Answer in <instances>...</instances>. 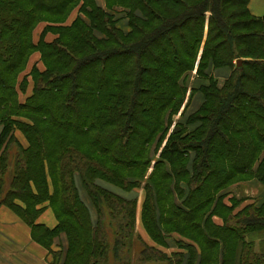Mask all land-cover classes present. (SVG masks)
Segmentation results:
<instances>
[{
	"label": "trees",
	"instance_id": "16d2710c",
	"mask_svg": "<svg viewBox=\"0 0 264 264\" xmlns=\"http://www.w3.org/2000/svg\"><path fill=\"white\" fill-rule=\"evenodd\" d=\"M32 52L43 67L19 79ZM251 180L264 189V13L248 0H0V205L50 264L119 258L136 199L115 188L140 186L145 231L176 250L143 243L137 264H264L247 239L264 229V190L243 206L231 191ZM46 206L51 228L37 221Z\"/></svg>",
	"mask_w": 264,
	"mask_h": 264
},
{
	"label": "crops",
	"instance_id": "0c3cea01",
	"mask_svg": "<svg viewBox=\"0 0 264 264\" xmlns=\"http://www.w3.org/2000/svg\"><path fill=\"white\" fill-rule=\"evenodd\" d=\"M98 4H103V0H98ZM248 9L252 15L261 16L264 13V1L248 0ZM75 13L76 12L74 10L65 22H71V20L75 17ZM227 70L228 69H220L218 72H216L218 74V79L221 78L223 80L229 73V71ZM199 97L200 100L197 102ZM197 100L196 106L194 108L190 106L189 108H192V110H194L199 105L201 101V96L197 95ZM19 139L22 143H25V140L21 135ZM78 189H80L79 193L82 201L85 203V205H87L90 210L91 217L92 219H94L96 217L95 210L80 183H78ZM235 189L237 191L239 187L236 188V185L231 187V191ZM243 189L251 191L252 194L250 196H247V199L242 202L241 206L246 203L252 202V200L256 199V196L260 197L264 190L256 180L248 181L246 183V186H243ZM122 195L126 196V198L135 197L136 199L135 226L137 228V232L140 234L144 242L148 245L158 247L165 252L167 251L170 253L171 251L176 250V248L173 246H170L169 248L158 246L155 242L151 240V238L145 231L140 218L144 192L140 195H131L130 190L129 192L127 191L125 194ZM225 202L228 204L230 203L228 198L225 199ZM37 221L45 224L50 228L54 227L57 222L54 212L50 206H46L44 208V210L38 216ZM213 221L216 224H222V219L218 216H214ZM30 232V227L25 222H23L12 210H10L5 205H0V264H50V255L48 254L47 249L35 242L31 238ZM247 239L253 241L254 249L257 252L264 254V229L255 230L248 233ZM63 241L64 239L62 240L61 244H63ZM57 243L58 240H54V247L57 246ZM181 264H186V262L184 261Z\"/></svg>",
	"mask_w": 264,
	"mask_h": 264
},
{
	"label": "rangeland",
	"instance_id": "374dc122",
	"mask_svg": "<svg viewBox=\"0 0 264 264\" xmlns=\"http://www.w3.org/2000/svg\"><path fill=\"white\" fill-rule=\"evenodd\" d=\"M264 1V0H262ZM45 22H39L35 25L34 29H33V32H32V40L34 43H36L39 39V34H41V30H42V27L44 25ZM49 33V32H48ZM46 33V35L44 36V39L46 41H50L54 38V35L51 34V33ZM35 52H32L30 54V56L28 57V60H27V63L23 69V71L20 73V77L19 79H21L24 75H28L31 67L36 64L39 68H42V64H41V61L39 60V53H35ZM32 55V56H31ZM38 58V59H37ZM235 62V61H234ZM32 65V66H31ZM228 71V70H227ZM217 74V73H216ZM218 75V74H217ZM194 71L190 74L189 78L187 79V84H191L194 82ZM27 85L24 89L19 90L18 92V98L20 101H23L26 97V95L30 94L31 91H32V85H33V82L30 78V76H27ZM193 81V82H192ZM222 82L223 80L220 78L217 80V85L218 86H221L222 85ZM197 95L200 96L199 93L197 94H194L192 96V99L190 101V105L189 107L191 106L192 108H194L196 106V100H197ZM200 100V97L199 99L197 100V102ZM182 108H183V105L181 106V108L179 109V111L173 115V120H177L179 119V115H180V112L182 111ZM190 110V108H188ZM172 129V126L169 127L168 131L166 132L165 134V139L167 138V136L169 135L170 131ZM17 135L20 137V134L17 132ZM165 139L163 140V142L161 143L158 151H155V153H153L152 155V162H151V165L153 164L154 160L157 158L158 156V153H159V150L161 149V147L164 145V142H165ZM151 168V167H150ZM148 169V172L151 170V169ZM9 171L10 169L8 170V173L5 175V183L8 184L9 182V179H10V176L8 177V174H9ZM76 183L78 185V183H80L79 179L77 178L76 179ZM243 186H240L239 189L236 191H232V194L236 197V198H244L246 199L247 196H250L252 194L251 191H248L247 189H243L242 188ZM79 192H80V189H78ZM115 190L119 193V194H125L126 192H123L122 190L118 189V188H115ZM143 190V187L140 186L138 188H135L133 189V191L131 190V195H135V194H142L144 192ZM247 190V191H246ZM129 192V191H128ZM80 194V193H79ZM1 196V195H0ZM257 197V196H256ZM255 198V196H254ZM136 223V222H135ZM143 243L144 240L142 239V237L140 236V234L137 232V228L134 224V235H133V239L131 241V246L128 248V250L126 249H123L119 255V258L115 259L113 258L112 256H110V259H109V264H137L138 263V256H139V251L140 249L143 247ZM173 247H175L173 244L171 245ZM176 248V247H175ZM257 248V246H256ZM167 252V251H166ZM169 253V252H167ZM50 259H51V256H50ZM147 264H154L153 262H148Z\"/></svg>",
	"mask_w": 264,
	"mask_h": 264
},
{
	"label": "water",
	"instance_id": "95a60500",
	"mask_svg": "<svg viewBox=\"0 0 264 264\" xmlns=\"http://www.w3.org/2000/svg\"><path fill=\"white\" fill-rule=\"evenodd\" d=\"M237 65H240L241 64V59H238L235 61Z\"/></svg>",
	"mask_w": 264,
	"mask_h": 264
}]
</instances>
